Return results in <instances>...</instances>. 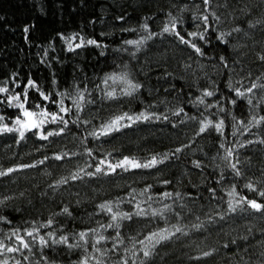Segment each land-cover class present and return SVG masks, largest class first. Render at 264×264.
<instances>
[{"label":"trees","instance_id":"trees-1","mask_svg":"<svg viewBox=\"0 0 264 264\" xmlns=\"http://www.w3.org/2000/svg\"><path fill=\"white\" fill-rule=\"evenodd\" d=\"M173 18L175 31L164 32ZM261 56L264 0H0V87L8 88L0 93V126L18 127L25 92L29 110L67 121L49 116L41 130L60 134L46 140L41 130L23 139L0 132V171L17 169L0 176V241L21 247L12 237L18 231L30 244L0 253V262L264 264V211L246 203L264 204V121L253 120L264 117V88L246 91L264 85ZM129 81L141 86L130 96ZM141 114L148 118L137 120ZM120 116L119 130L102 134ZM125 157L163 162L115 167ZM165 229L175 234L144 258L140 241ZM61 237L67 242L53 243Z\"/></svg>","mask_w":264,"mask_h":264},{"label":"snow or ice","instance_id":"snow-or-ice-1","mask_svg":"<svg viewBox=\"0 0 264 264\" xmlns=\"http://www.w3.org/2000/svg\"><path fill=\"white\" fill-rule=\"evenodd\" d=\"M209 3H210V0H204V4L205 5H208ZM212 15L215 16V13H212ZM121 19H123V17H121ZM200 19H202L204 24L207 26V24H208V16L207 15H203L202 17H200ZM217 19H218V17H217ZM174 20H175V18H173V26H172V28L165 27L163 29L164 32H174L175 31ZM147 27H148L147 24H145L144 28L147 29ZM27 31H28V29L25 28V32H27ZM175 35H177L179 37V39H180V41L182 43L190 44V46L197 53H200L201 55H203L201 48L197 47V45L195 43H191L190 41L185 40V38L183 36H180L178 32H175ZM188 35L189 36H197V35H199L201 39L204 38V33L192 32V33H189ZM150 38H151V36H149V39ZM73 39H75V37H73ZM126 43H128V44H140V43H142V41H127ZM86 44H88V45H96L97 42L95 40L89 39V40L86 41ZM82 46H83L82 43H78V44L75 45L76 48H80ZM69 47H70V50H72L71 49V45H69ZM223 59L224 58L221 57V60H223ZM260 59L264 60V56H261ZM107 79H115V76H110ZM105 83H107V80L105 81ZM128 83H129V86L132 89V91H126L125 95H129L130 96V95H132L133 91H136V90H138L141 87L139 84H132L130 81ZM28 85L31 86V87H35V83L32 80L28 81ZM257 87L264 88V85H257L256 83H253L251 85V87L247 88L246 91L248 93H251L253 91V89H255ZM5 92H8V88L0 87V93H5ZM236 94L238 96H245V92H241L239 89L236 90ZM23 95H24L23 102H20V103H18L16 105L18 108L23 110L22 111L23 119L20 116H17L16 119H15V125H17L18 127H8L5 124L3 126H0V132L18 131L19 135H20V138L23 139L26 132L33 131V130H41V126L44 125L45 123L49 122L48 121V117L49 116L51 117V122H56V121L59 120V121L63 122L64 124H67V121H64L63 117L59 116L56 113H49L46 109L45 110H41L39 112H36V111H33V110H29V108L25 107V105L28 103L27 92H25ZM40 95L43 97L44 100H48L49 99V96L45 95L43 92H41ZM204 95L205 96H212V95H214V93L211 92V91H206L204 93ZM108 96L111 98V97L114 96V94L110 92V93H108ZM81 98H83V97L81 96ZM12 101H20V95L18 94V95H15V96H10L8 98V102H9L10 105H11ZM200 102L203 103V100H201ZM60 103L63 104V101L61 100ZM233 103H235V101H233ZM249 103H251V100H249ZM37 107L39 108V105H37ZM68 111H70V110L67 109V108H64V107L60 108V112H68ZM141 118L147 119L148 117L143 116V114H141L140 116L136 117L137 120H139ZM2 119H3V117H0V120H2ZM123 119H124V116L117 117L109 125L105 126L104 132L102 134H107L108 132H110L112 130H119V127H120L119 121H121ZM128 119L131 120L132 117H128ZM253 120H254L255 124H260L262 121H264V117H260L259 120H256L255 118H253ZM222 125H223V121H221L218 124H215L214 125L215 130L218 131V132L222 131ZM209 126H212V121H208L207 123L203 124L202 127L200 128V132H205L209 128ZM60 132H63V128L60 129ZM59 134H60L59 132H55V133L54 132H48L45 135L43 133V131L41 130L40 131V138L46 140V139H48L49 136L59 135ZM260 142L264 143V140H262ZM249 143H252V141H249ZM242 146L243 145H241V147ZM176 151L179 152L180 149H176ZM227 156L228 157L232 156V150L231 149L228 150ZM61 158H62L61 156H57L56 157V159H61ZM166 158L167 157H165V159ZM45 159H47V157ZM162 162L163 161H158L155 157H153L148 163L140 164V163L134 162L133 160H130L129 158L125 157L124 160L119 162L117 165H115V167L123 168L125 165H129L132 168H140V167L150 168V167H153L154 165H156L157 163H162ZM41 163H43V161H41ZM196 166L199 167V164L197 163ZM24 167H34V165H20L19 166V168H24ZM115 167H111V170L115 171ZM231 167L233 169H236V164H232ZM16 170L17 169H15V168H9V169H7L6 172L0 171V176L7 175L8 173H11V172L16 171ZM100 171H101L100 168L96 169V172H100ZM236 174L237 175L240 174L238 170L236 171ZM72 179H76V177L73 176ZM247 187L252 188L253 186L251 184H249V185H247ZM259 194L261 196H264V191H261ZM165 195L167 196V195H170V194L169 193H165ZM230 195H231V193H230ZM243 199H246V198H242V200ZM246 203L252 209H255L256 211H264V204L258 203L256 200H246ZM105 207H106V205H101V208H105ZM165 207H167V206H165ZM229 207H230V209L232 211H235V208L231 204L229 205ZM111 210H112L111 207H108V211L111 212ZM64 212L67 213L68 209L65 208ZM137 214L138 215H142L143 213L140 212V213H137ZM123 215H124V218H129V219L131 218L128 214H123ZM0 219H2V218H0ZM112 219L114 221L117 219L116 214H113ZM48 223L50 224L51 221H49ZM118 226L119 225L109 224L107 227H118ZM175 232H181V229L180 228H176ZM174 234L175 233L168 232V230L165 229V230H161V232H159V233H152V235L150 237H147L146 239L149 241V244L145 245L144 241H140V243L142 245H144L143 257L146 258V259L151 258L153 256L154 252H155L156 245L162 243L165 240L170 239ZM79 235H80L81 239H83L85 237L86 233L81 232ZM117 235H119V234H117ZM27 236L32 237L33 236V232H27ZM12 237H15L16 241L19 242L21 247H8V246H6L4 244L3 241H0V253H2V252H9V253L20 252L21 248L29 249V247H30L29 242H26L24 236L19 235L18 231H14L12 233ZM9 239H11V237H9ZM104 239H105L104 236H102V235L99 236V238L97 240V243H99L101 240H104ZM39 241L43 245H46L48 243V241L45 240V238L43 236H41L39 238ZM66 242H67V238L66 237H61L59 240H54L53 241V243H66ZM211 254H212L211 252H204L203 256L206 257V256H209ZM25 259H27V257H25ZM197 259H199V257H197ZM0 264H8L7 259H5L2 262H0ZM84 264H87V260L84 261ZM123 264H127V260H125L123 262ZM141 264H145V262L141 261Z\"/></svg>","mask_w":264,"mask_h":264},{"label":"rangeland","instance_id":"rangeland-1","mask_svg":"<svg viewBox=\"0 0 264 264\" xmlns=\"http://www.w3.org/2000/svg\"><path fill=\"white\" fill-rule=\"evenodd\" d=\"M23 119V117H21Z\"/></svg>","mask_w":264,"mask_h":264}]
</instances>
